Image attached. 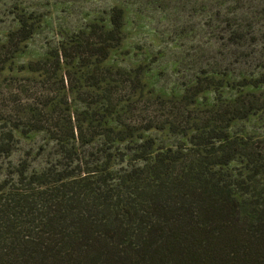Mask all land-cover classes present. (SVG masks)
Returning <instances> with one entry per match:
<instances>
[{"label":"rangeland","instance_id":"rangeland-1","mask_svg":"<svg viewBox=\"0 0 264 264\" xmlns=\"http://www.w3.org/2000/svg\"><path fill=\"white\" fill-rule=\"evenodd\" d=\"M113 5L124 10L122 40L100 65L86 66L79 42L92 25L109 27ZM21 20L17 37L27 38L15 48L9 37ZM2 45L0 145L5 131L14 139L0 150L1 197L35 174L69 181L89 168L142 165L145 139L154 152L189 153L191 132L212 123L233 137L264 139V86L238 82L264 71V0H0ZM37 60L43 65L31 70ZM207 74L221 87L191 99L190 86ZM247 92L257 104L232 118L229 101ZM124 128L129 136L114 140L112 129Z\"/></svg>","mask_w":264,"mask_h":264},{"label":"trees","instance_id":"trees-1","mask_svg":"<svg viewBox=\"0 0 264 264\" xmlns=\"http://www.w3.org/2000/svg\"><path fill=\"white\" fill-rule=\"evenodd\" d=\"M109 17V27L94 24L79 42L86 66L100 65L122 40L123 8L111 6ZM20 22L9 37L15 48L27 38L17 37L24 31ZM42 65L37 60L27 66ZM238 82L264 86V71ZM221 85L222 79L207 74L190 86L189 96ZM242 97L228 103L232 118L239 110L249 115L258 102L255 92ZM112 130L113 139L129 136L125 128ZM195 130L189 153L154 152L153 141L145 139L137 155L142 165L106 166L105 173L89 168L69 181L35 174L25 187L0 195V264H264V139L233 137L213 123ZM13 139L11 130L3 132L0 150ZM238 159L241 167L232 172Z\"/></svg>","mask_w":264,"mask_h":264}]
</instances>
